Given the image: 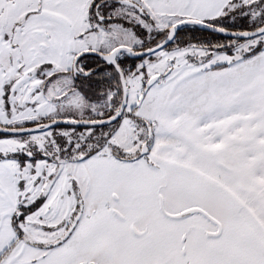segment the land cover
Here are the masks:
<instances>
[{
  "label": "snow or ice",
  "instance_id": "obj_1",
  "mask_svg": "<svg viewBox=\"0 0 264 264\" xmlns=\"http://www.w3.org/2000/svg\"><path fill=\"white\" fill-rule=\"evenodd\" d=\"M0 264H264V0H0Z\"/></svg>",
  "mask_w": 264,
  "mask_h": 264
}]
</instances>
